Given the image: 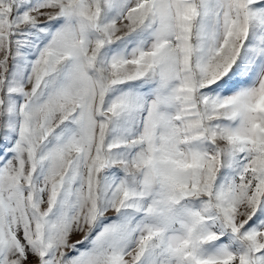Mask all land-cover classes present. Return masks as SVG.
<instances>
[{
	"label": "snow or ice",
	"instance_id": "snow-or-ice-1",
	"mask_svg": "<svg viewBox=\"0 0 264 264\" xmlns=\"http://www.w3.org/2000/svg\"><path fill=\"white\" fill-rule=\"evenodd\" d=\"M0 264H264V0H0Z\"/></svg>",
	"mask_w": 264,
	"mask_h": 264
},
{
	"label": "rangeland",
	"instance_id": "rangeland-1",
	"mask_svg": "<svg viewBox=\"0 0 264 264\" xmlns=\"http://www.w3.org/2000/svg\"><path fill=\"white\" fill-rule=\"evenodd\" d=\"M78 237H74V239H77Z\"/></svg>",
	"mask_w": 264,
	"mask_h": 264
}]
</instances>
